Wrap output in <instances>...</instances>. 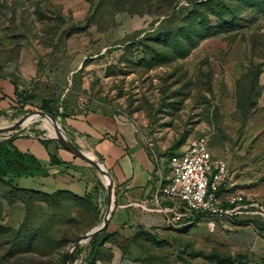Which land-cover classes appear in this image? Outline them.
<instances>
[{"label": "rangeland", "instance_id": "374dc122", "mask_svg": "<svg viewBox=\"0 0 264 264\" xmlns=\"http://www.w3.org/2000/svg\"><path fill=\"white\" fill-rule=\"evenodd\" d=\"M143 1L0 0V74L19 82L21 88L17 107L3 112L0 122L12 124L44 107L78 150L91 152L66 131L62 112L67 102L85 105L96 100L139 127L152 159H161L164 179L170 172L168 161L194 139L204 140L212 153L228 156L242 171L257 165L264 156V126L259 127L264 123V101L258 104L263 88L259 76L264 67V0L219 1L226 15L209 18L210 36L186 58L161 66L153 62L158 53L176 58L183 47L173 55L160 48L153 52L149 40L170 29L183 36V20L193 11L191 4L207 0H178L172 15L160 18L140 13ZM24 50L26 64L19 81ZM51 138L55 136L49 137L36 121L0 134V143L18 139V144L31 142L40 148L38 142H48L47 147L41 144L42 163L48 154L76 160L99 177V184L93 188L92 207L68 193L54 195L67 189L62 175L47 181L53 185L44 190L47 196L19 190L23 182H0V224L13 233L24 230L26 238H43L45 255L22 257L36 264H64L79 238L102 223L107 204L100 174ZM30 187L39 189L38 184ZM252 224L263 237L264 223ZM217 228L210 231L207 219L201 218L193 227L169 230L157 241L139 239L141 251L126 254L143 264H214L205 258H234L235 254L240 255L237 264H264V255L233 251L217 241L216 237L231 236ZM100 235L81 245L68 264H89L90 248Z\"/></svg>", "mask_w": 264, "mask_h": 264}, {"label": "crops", "instance_id": "0c3cea01", "mask_svg": "<svg viewBox=\"0 0 264 264\" xmlns=\"http://www.w3.org/2000/svg\"><path fill=\"white\" fill-rule=\"evenodd\" d=\"M24 53L25 50L18 65L19 81L23 79L22 69L26 64L23 59ZM18 83L9 76L0 77L1 114L17 107L21 94ZM259 85L263 88L258 104H263L264 67L259 76ZM62 115L66 131L71 137L77 138L79 143H86L89 150L108 171L114 186L112 213L106 230L97 238V244L100 246L94 264H142L140 260H132L124 253L130 254L136 249L130 243L135 235L145 232L153 235L157 240V237L165 236L169 230L175 232L179 230L168 225L167 215L153 211L156 197L162 209L177 208L174 204L165 201L158 193L159 174H162L161 159L157 156L156 161L152 159L148 147L141 138L139 127L113 107L96 100L86 101L85 105L67 102ZM263 126L264 123L259 124L260 129ZM13 145L21 152L33 155L39 162V170L48 173L47 177L37 175L14 179L16 184L25 183L21 187L18 186L22 189L40 191L42 186L41 192H45L44 190L49 187L53 188V185L50 186L47 181L60 178L62 175L66 177L63 182L67 189L57 191H68L83 197L99 184V177L76 160L61 156L55 158L48 154L47 160L42 163L39 159L42 156L40 142H38L40 148L31 142L18 144V139ZM210 152L212 153L211 150ZM212 156L214 159L224 160L230 171V184L221 191V199L225 200L230 195L240 194L247 200L264 203V156L255 163L257 165L245 168L243 171L226 155L212 153ZM35 184H38V190L30 187ZM250 219L244 218L243 223H238L235 219L216 221L215 227L217 225L218 230L231 232V236L226 240L223 237H216L219 239L217 241L225 243L233 251L244 250L255 255H264V236L258 235ZM209 221L207 219V222ZM220 231L218 233L222 234ZM105 236L107 239H104ZM123 246L125 249H122Z\"/></svg>", "mask_w": 264, "mask_h": 264}, {"label": "trees", "instance_id": "16d2710c", "mask_svg": "<svg viewBox=\"0 0 264 264\" xmlns=\"http://www.w3.org/2000/svg\"><path fill=\"white\" fill-rule=\"evenodd\" d=\"M219 1L221 0H207L205 2L194 3V5L191 4L193 11L187 14L183 20L186 24L185 29H181L184 31L183 36L179 35L177 29H170L164 34H157L155 38H151L152 40H149L147 45L148 47L152 48L153 52L154 50L160 48L168 50L170 54L173 55L174 53H179L176 52L178 51L179 46L183 47V52H180V54H178L179 57L176 58H167L166 56L157 52V56L155 59H153L154 65L161 66L173 61V59L180 60L186 58L194 48H196L203 40L208 38L210 36L208 32L209 18H220L221 16L226 15L222 14V11H220L222 4L219 3ZM143 2H145V4L140 5L138 11H140L142 14L146 13L149 16L157 18L171 16L178 5V0H146ZM118 4L119 3L114 5V8H117L119 6ZM9 63H15V61L11 60ZM1 76L5 77V75L0 74V77ZM40 111L47 112L49 114L51 113L47 108L44 107L41 108ZM15 140L16 139H9L0 143V182L16 184L14 179H19L21 177H34L37 175L47 177L48 173L43 172V170H39V162L33 155L21 152L13 145ZM40 144H42L44 147H47L50 143L40 141ZM53 160L54 159L52 158V161ZM18 189L34 195L47 196L45 193L36 190H24L19 187ZM93 192L94 190L86 193L83 197H78L68 191H56L54 195L68 193L78 200H84L90 203L96 196V194L93 195ZM1 216L2 205L0 203V220ZM194 225L195 224L179 229L177 232H183ZM23 233L24 230H21L18 233H13L7 228L2 227L0 224V264H36L33 261L25 260L22 257L31 254H43L44 252L41 247V240H43V238L39 239L35 236L26 238L23 236ZM104 239H107V236H105ZM139 239L148 243L157 241L153 235L145 232H139L130 240V243L135 246L139 252L141 251V248L139 245H137V240ZM99 246L100 244H97L96 238L90 248L92 259L89 264H94L98 254ZM122 249H125V247ZM124 253L125 255L129 254L127 252ZM239 257L240 255L237 254H235L234 258H220L213 255L206 257L205 260L214 264H237L236 261ZM140 262L142 263V261Z\"/></svg>", "mask_w": 264, "mask_h": 264}, {"label": "built area", "instance_id": "2783aa9c", "mask_svg": "<svg viewBox=\"0 0 264 264\" xmlns=\"http://www.w3.org/2000/svg\"><path fill=\"white\" fill-rule=\"evenodd\" d=\"M168 163L169 176L164 179L159 174L158 193L177 208L162 209L156 197L153 211L167 215L169 226L182 229L197 224L201 218L210 220V231L217 220L230 221L235 217L251 218L250 223H264V203L247 200L240 194L221 199V191L230 184V171L224 160L213 159L204 140L190 141L185 150Z\"/></svg>", "mask_w": 264, "mask_h": 264}, {"label": "water", "instance_id": "95a60500", "mask_svg": "<svg viewBox=\"0 0 264 264\" xmlns=\"http://www.w3.org/2000/svg\"><path fill=\"white\" fill-rule=\"evenodd\" d=\"M39 115L41 117H49L51 120H54L49 114L45 112H37V113H30L26 115L25 117L20 118L17 120L13 125L0 129V134L2 133H10L13 130H17L22 127V124L26 121V117L30 115ZM55 121V120H54ZM56 122V121H55ZM57 141V143L62 147L65 151L70 153L73 157L82 160L85 162L87 165L91 166L94 168L101 176L102 180L103 177H107L110 180V183L108 186H105L106 190V196H107V204H106V211L104 214V217L102 219V226L100 228L94 227L91 231H89L87 234L79 238V240L71 247L69 252L67 253L65 257V262L64 264H68L71 256L77 251V249L82 245V241H90L93 237L97 236L98 234H101L106 230V227L108 225V221L110 219L111 213H112V199H113V192H114V186L113 182L110 178V175L108 171L105 169L103 164L100 162V160L94 155L92 156V159L90 156H88L85 152L78 150L71 142L70 140H66L63 137H59L58 139H54Z\"/></svg>", "mask_w": 264, "mask_h": 264}, {"label": "bare ground", "instance_id": "6f19581e", "mask_svg": "<svg viewBox=\"0 0 264 264\" xmlns=\"http://www.w3.org/2000/svg\"><path fill=\"white\" fill-rule=\"evenodd\" d=\"M17 120H15L12 124H9V122L7 121H2L0 122V128L3 127H8L13 125ZM36 121H40L41 122V127L46 130L47 135L49 137H54L55 138H51V139H58L59 137H63L64 139H66L67 141L69 140L66 135L64 134L62 127L55 122L54 120H51L49 117H41L39 115H30L26 117V121L22 124V127H26V126H30L32 123L36 122ZM81 140V139H80ZM83 147H86V143H82ZM87 148V147H86ZM85 153L90 156V158L92 159V156H94V154L92 152H89L88 150L85 151ZM103 183L105 186H108V184L110 183V180L107 177H103ZM102 226V223L99 224L98 226H96L97 228H100ZM82 245H86L88 244V240L86 241H82L81 242Z\"/></svg>", "mask_w": 264, "mask_h": 264}]
</instances>
